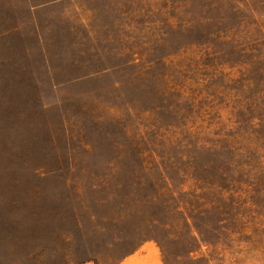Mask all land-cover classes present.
Wrapping results in <instances>:
<instances>
[{
    "label": "rangeland",
    "instance_id": "obj_1",
    "mask_svg": "<svg viewBox=\"0 0 264 264\" xmlns=\"http://www.w3.org/2000/svg\"><path fill=\"white\" fill-rule=\"evenodd\" d=\"M0 264H264V0H0Z\"/></svg>",
    "mask_w": 264,
    "mask_h": 264
},
{
    "label": "crops",
    "instance_id": "obj_2",
    "mask_svg": "<svg viewBox=\"0 0 264 264\" xmlns=\"http://www.w3.org/2000/svg\"><path fill=\"white\" fill-rule=\"evenodd\" d=\"M137 250H138V248L135 250V253H136ZM130 256H134V253L132 255H130Z\"/></svg>",
    "mask_w": 264,
    "mask_h": 264
}]
</instances>
